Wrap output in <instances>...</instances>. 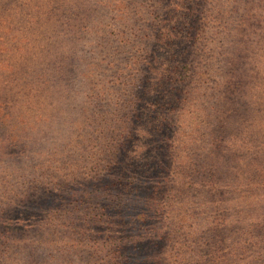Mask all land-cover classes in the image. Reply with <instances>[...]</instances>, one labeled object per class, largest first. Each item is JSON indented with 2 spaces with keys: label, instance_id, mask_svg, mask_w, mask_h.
Instances as JSON below:
<instances>
[{
  "label": "rangeland",
  "instance_id": "374dc122",
  "mask_svg": "<svg viewBox=\"0 0 264 264\" xmlns=\"http://www.w3.org/2000/svg\"><path fill=\"white\" fill-rule=\"evenodd\" d=\"M178 2L0 0V210L11 204L10 193L41 182L53 183L62 216L94 208L104 214L110 205L101 202L102 182L126 174L120 165L133 160L124 153L126 144L139 142L152 161L154 138L167 135L169 164L156 169L169 177L165 188L174 196L185 193L186 226L196 220L192 205L203 190L239 192L244 199L235 203L247 201L245 220L264 222V0L183 3L180 12L189 15L179 36L190 54L164 74L169 80L160 84V100L143 103L152 118L136 121L146 99L143 66L158 63L152 44L177 37L160 26ZM195 15V31L187 33ZM151 85L157 87L159 78ZM170 97L178 106L167 113ZM142 131L146 138L138 137ZM244 180L246 186L236 185ZM76 192L88 194L72 198ZM92 222L97 231L85 237L27 231L18 246L0 249V264H123L125 250L110 252L121 239L120 224ZM250 232V244L232 243L225 251L235 264H251L256 249L264 251L259 232ZM174 239L166 256L170 264H183L182 245L198 247ZM121 243L140 242L125 237Z\"/></svg>",
  "mask_w": 264,
  "mask_h": 264
},
{
  "label": "trees",
  "instance_id": "16d2710c",
  "mask_svg": "<svg viewBox=\"0 0 264 264\" xmlns=\"http://www.w3.org/2000/svg\"><path fill=\"white\" fill-rule=\"evenodd\" d=\"M190 1L179 0L176 7L172 5L170 9L173 12L166 13L163 23L161 22L160 31L170 28L177 37H172L164 44L162 42L152 44L151 55L156 60L158 59V63L163 64L165 70L162 71L158 63L156 64L153 60L151 61L153 65L145 64L143 66L144 71L140 82L143 83L145 89L142 86L140 89L143 90V98L146 99L145 102L143 100L139 104L142 114L138 113L137 123L140 120L147 122L152 118L144 112L143 103L149 106L151 101L160 100L159 90L162 88L160 84L163 82L167 84L169 80L163 78L164 74L167 73L168 76L170 73H174L182 64V60H186L190 54L186 43L183 45L181 43L183 37L179 36L186 27L184 24L189 15V13L180 12V9L183 7V3L187 5L190 4ZM191 19H193V24L191 23L187 32L190 34L196 28V15ZM157 78H159V85L155 87L151 84ZM172 92L175 94L174 90ZM177 106V98L170 97L165 107L166 112L170 113ZM143 134V131L140 132L138 137H143ZM159 134L163 135L164 133L160 132ZM154 139H156L153 142L155 159L152 161L139 142L133 146L131 143L126 144L124 153L133 156L130 165H120L126 174H118L115 178L108 177L102 182V190L105 193L101 202L110 205L104 209V214L100 215V211L94 208L95 210L86 209L80 214H77L76 211L70 213L65 210V215L62 216L60 213L64 211L58 208L59 200L52 192L54 190L53 183L44 185L41 182H35L36 184H31V187L27 186L24 190L18 189L10 193L9 202L11 204L7 209L0 210V218H3V223L0 221V249H8V245L11 248L13 245L18 246L22 236L28 235L27 231L38 232L48 238H54V235L62 232H64L63 237L75 236L70 233L71 231L85 237L88 233L97 231V227L93 226L92 221L95 222L94 224L101 225L102 221L104 223L107 220H113L118 225L120 224L121 239L112 238L111 241L118 239L119 244H111L110 252L114 249L125 250L126 257L122 261L123 264H170L171 257L166 256V250L173 247L172 244L177 241V239H174L173 242L170 241L173 235H178L179 238L184 239L183 242H192L198 247L194 250L190 249L188 245H182L186 249V253L183 255V264H235L236 258L233 255L229 256L225 251L230 248L232 243L250 244L246 239V233L251 230L259 232L262 238L261 246L264 248V222L258 217L252 219L253 223L249 218L245 220L247 215L244 207H246L247 201H243L240 206L235 203L244 199L239 192L199 191L200 194L192 205V209L197 211V215L194 217L196 220L192 222L193 225L187 224L186 226L185 217L189 216L190 209L187 210L182 201L185 193L178 194L177 197L174 196L173 190L165 188L170 183L169 177L161 176L156 169L162 163L169 164V161L166 162L164 159L167 135L160 140L159 137ZM5 140L9 141L7 137ZM118 179L128 180L131 183L129 186L123 185ZM236 185L246 186V180L241 183L237 181ZM114 187L116 189L112 190ZM85 194L88 192H76L72 198H81ZM176 200L177 202L174 203ZM165 208L168 211L167 214L164 212ZM253 210L256 212L259 209ZM55 217L59 219V222L54 224ZM69 217L72 218L71 222L66 219ZM178 218H181L180 221ZM249 222L251 223L248 224ZM67 223H71V227L64 231V226ZM73 223H76V226ZM250 234L252 237L250 240H256L254 234L251 232ZM117 235L119 236V234ZM242 235H244L243 238ZM125 237L133 241L138 240L140 243L138 246L131 243L128 247V244L121 243ZM142 241L143 243H141ZM198 244H202L201 247ZM251 260V264H264V251L256 249Z\"/></svg>",
  "mask_w": 264,
  "mask_h": 264
}]
</instances>
